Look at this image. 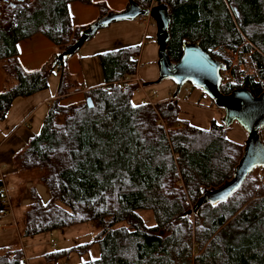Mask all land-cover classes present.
I'll return each instance as SVG.
<instances>
[{
	"label": "trees",
	"instance_id": "16d2710c",
	"mask_svg": "<svg viewBox=\"0 0 264 264\" xmlns=\"http://www.w3.org/2000/svg\"><path fill=\"white\" fill-rule=\"evenodd\" d=\"M134 1L141 9L166 6L171 63L186 44L197 45L222 68L229 65L224 51L238 50L248 54L241 88L252 96L262 92L264 0ZM70 3L93 7L96 20L109 13L103 2L92 0H0L6 86L0 91V123L14 99L45 89L47 78L59 74L39 133L16 156L19 170L42 172L48 192L45 203L29 192L22 236L88 223L97 228L89 243L45 255L52 263L95 244L99 257L78 264H264V176L250 174L225 202L188 214L202 191L229 179L243 146L226 140L222 121L199 129L180 120L174 99L134 108L139 47L98 54L102 85L84 91L78 102L61 103L79 87L64 68L70 56L58 55L88 26L72 24ZM34 35L60 53L25 71L17 43ZM142 212L150 213L153 226L145 225ZM0 264H25L22 252L0 250Z\"/></svg>",
	"mask_w": 264,
	"mask_h": 264
},
{
	"label": "rangeland",
	"instance_id": "374dc122",
	"mask_svg": "<svg viewBox=\"0 0 264 264\" xmlns=\"http://www.w3.org/2000/svg\"><path fill=\"white\" fill-rule=\"evenodd\" d=\"M92 1L103 2L107 9L109 8L104 0ZM90 8L94 9L91 6ZM138 19L114 23L107 28L98 30L92 41H86L82 45L83 48L81 46L74 53L79 57L83 56L80 59V65H82L84 83H81L78 77L70 76V79L79 87V90L82 85L88 88L97 82L96 75H98V72L101 74L98 53L133 46L128 33H134V29L130 28L129 25H138L142 28L149 26L143 44L139 43V40L135 41L138 42L140 50L137 57L136 74L133 77V82L137 84V88L132 94L131 104L149 103L153 105L172 100L175 86L171 80H163L157 84H147V82L152 83L157 79L155 24L149 18H142L146 21V25L139 23ZM97 41L100 42L99 46L101 48H98V51L89 50L88 47ZM52 48L54 47L52 46ZM55 49L57 51V48ZM58 75L57 71H54L47 78V87L34 93L36 96L33 99L37 101L40 97L45 98L40 105L41 107H38L35 111V108L31 107L32 102L22 104L20 101H24V98H16L4 120L0 123V187L2 188L0 194V250H20L25 264H78L99 257L97 246L90 244L88 251L84 254L70 253L68 256L58 259L55 263L45 259V255L89 243L98 233L97 228L90 223L36 236H22L25 226L24 214L29 206V192L34 191L43 203L48 200V192L42 180V172L36 169L19 170L16 156L24 149L27 142L39 133L42 121L47 114L48 105L56 96ZM184 90H187L188 93L184 94ZM74 94L71 93L62 103L78 102V96ZM174 100L179 109L178 118L186 121L189 125L199 129H207L211 121L221 124L222 111L217 109L204 93L193 88L190 84H183ZM224 135L226 140L239 146H243L246 138L245 132L236 123L224 127ZM260 141L264 143V129L260 131ZM250 174L264 176V168H255ZM261 183H264V180H261ZM3 201L5 204L2 203ZM139 217L145 222V225L153 226L150 213H139Z\"/></svg>",
	"mask_w": 264,
	"mask_h": 264
},
{
	"label": "water",
	"instance_id": "95a60500",
	"mask_svg": "<svg viewBox=\"0 0 264 264\" xmlns=\"http://www.w3.org/2000/svg\"><path fill=\"white\" fill-rule=\"evenodd\" d=\"M137 18H149L155 24L157 79L147 84L171 80L175 86L172 99L178 95L183 84H190L201 90L212 104L222 111L224 127L236 123L246 134L241 156L233 167L229 179L216 188L202 191L188 212L194 214L204 205L225 202L243 184L253 169L264 168V145L259 138V131L264 128V91L258 96H252L246 89L238 88L228 94H222L219 88L220 64L195 44L184 45L179 59L171 63L166 55L170 20L164 4L141 9L134 0H127L126 7L122 11L108 13L89 24L75 43L61 52L58 57L73 55L98 30L114 23L128 22ZM85 102L87 107H91L89 99Z\"/></svg>",
	"mask_w": 264,
	"mask_h": 264
},
{
	"label": "crops",
	"instance_id": "0c3cea01",
	"mask_svg": "<svg viewBox=\"0 0 264 264\" xmlns=\"http://www.w3.org/2000/svg\"><path fill=\"white\" fill-rule=\"evenodd\" d=\"M94 1H100V0H94ZM104 1L108 5V7H109L108 9H109L110 13H117V12L122 11L126 7V4H127V0H104ZM67 9H68V13H69L71 22L74 26H82V27L87 26V25L91 24L92 22H94L97 18L96 11L94 9L90 8L89 6H83V5L78 4V3H70V4H68ZM137 21L139 23H142L139 19ZM136 24H138V23H136ZM129 27L134 29V33H130V32L128 33V35L132 39V45L133 46H127V47H139L137 44L138 42H135V41L139 40V43L143 44V39L146 38L149 26L142 28L141 26L139 27L138 25H129ZM93 37L91 39H89L87 42L92 41ZM86 44H88V43H86ZM99 45H100V42L97 41V42L93 43L92 45H90L88 48H89V50L98 51L97 49L101 48V46H99ZM82 48H83V46H82ZM122 48H125V47H122ZM54 49L55 48H52L51 44L48 41H46L44 38H42L39 35H34L28 39L19 41L17 43L18 62L20 64V66L22 67V69L25 71L37 70L43 64L50 62L54 55H58L60 53L58 50L56 51V49L55 50ZM117 49H119V48H117ZM139 50H140V47H139ZM110 51H112V50H110ZM106 52H108V51H106ZM95 53L97 54V52H95ZM101 53H104V52H101ZM98 54H100V53H98ZM82 57L83 56L79 57L76 54L70 56L65 61L64 68H65V71L71 77L76 76L79 78V81L81 83H84L83 74H82V70H81L82 65H80V62H81L80 59H82ZM100 73H101V70H100ZM96 79H97V82H95V84H92L88 88H86L85 86L82 85V87L79 91L66 93V96H64V99L66 97H68L69 95H71V93H75L74 95H77L78 101H80L82 99V94L84 91L102 85V75L99 74V72H98V75H96ZM57 83H58V78H57ZM5 87L6 86L4 85L3 77H2V74L0 72V91H2ZM56 90H57V87H56ZM34 96H36V95L33 94L27 98H24V101H20V102H22V104H28L25 102H32L31 107H34L35 111H36V109H38V107H41L40 105L45 100V98L40 97V99H38V101H37L36 99H33V98H35ZM54 98H56V96ZM64 99H62V101ZM62 101H61V103H62Z\"/></svg>",
	"mask_w": 264,
	"mask_h": 264
},
{
	"label": "built area",
	"instance_id": "2783aa9c",
	"mask_svg": "<svg viewBox=\"0 0 264 264\" xmlns=\"http://www.w3.org/2000/svg\"><path fill=\"white\" fill-rule=\"evenodd\" d=\"M152 3L150 4V7H152ZM139 20L146 25V21L142 18H139ZM226 55L229 58V65L227 68L220 69L219 72V88L224 89L226 91H232L234 89L241 88V79L242 74L244 71V63L247 61L248 54H241L238 50L237 51H230L225 50L224 51ZM238 79V82L236 83ZM134 81V79H132ZM259 86L264 91V74L259 78ZM181 90V89H180ZM184 94H187V90L183 91ZM2 192V188L0 190ZM3 204L4 201L2 202Z\"/></svg>",
	"mask_w": 264,
	"mask_h": 264
},
{
	"label": "snow or ice",
	"instance_id": "6c2138e0",
	"mask_svg": "<svg viewBox=\"0 0 264 264\" xmlns=\"http://www.w3.org/2000/svg\"><path fill=\"white\" fill-rule=\"evenodd\" d=\"M133 107L135 108V107H137L136 105H133Z\"/></svg>",
	"mask_w": 264,
	"mask_h": 264
},
{
	"label": "flooded vegetation",
	"instance_id": "af4514ba",
	"mask_svg": "<svg viewBox=\"0 0 264 264\" xmlns=\"http://www.w3.org/2000/svg\"><path fill=\"white\" fill-rule=\"evenodd\" d=\"M2 1H4V2H5V1H7V0H2Z\"/></svg>",
	"mask_w": 264,
	"mask_h": 264
}]
</instances>
